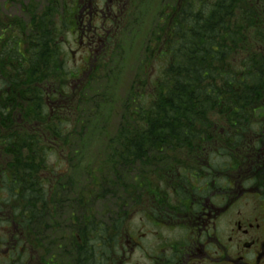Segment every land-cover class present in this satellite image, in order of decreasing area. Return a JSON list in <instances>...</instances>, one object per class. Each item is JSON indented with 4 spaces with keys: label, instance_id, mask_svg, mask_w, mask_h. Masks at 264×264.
Masks as SVG:
<instances>
[{
    "label": "trees",
    "instance_id": "1",
    "mask_svg": "<svg viewBox=\"0 0 264 264\" xmlns=\"http://www.w3.org/2000/svg\"><path fill=\"white\" fill-rule=\"evenodd\" d=\"M170 1L173 13L164 25L156 23L157 41L149 45V62L141 64L145 73L134 77L125 99L117 93L120 77L112 73L123 53L119 22L109 38L116 43L112 54L101 57L89 77L92 85L76 91L77 70L68 66L63 45L73 0H42L40 9L35 2L32 25L21 26L28 33L24 53L17 46L13 56L9 46L5 55L0 156L7 157L2 159L8 164L2 171L7 202L16 200L20 224L42 236L59 230L63 221L71 223L60 221L61 215H77L72 228L82 232L83 243L72 238L58 246L73 264H108L92 249L105 241L109 224L93 218L99 198L115 199L121 208L144 189L159 194L154 198L165 209L172 194L185 196L188 184L178 174L195 167L213 176L259 148L252 143L255 129L264 128V0ZM138 10L129 5L128 17ZM126 25L121 31L130 37L135 28ZM156 53L162 69L154 77L149 68ZM96 143L102 156L97 166L92 157L86 164ZM196 152L201 153L192 156ZM47 153H61L70 163L58 180L45 178L52 169ZM112 177L118 189L108 184Z\"/></svg>",
    "mask_w": 264,
    "mask_h": 264
},
{
    "label": "flooded vegetation",
    "instance_id": "2",
    "mask_svg": "<svg viewBox=\"0 0 264 264\" xmlns=\"http://www.w3.org/2000/svg\"><path fill=\"white\" fill-rule=\"evenodd\" d=\"M34 5L35 0H0V79L5 55L9 57L8 47L13 56L17 46L24 53L25 44L20 41L19 32L22 25L28 28L32 25ZM73 8L75 13L69 24L77 38L70 51L65 45L64 49L73 55L75 64L70 67L77 70V79L83 80L98 67L101 57L108 54L105 42L111 29L108 22L117 24L126 5L120 0H73ZM15 10L21 14L15 15ZM3 95L0 83V104ZM256 156L260 166H253L255 162L249 160V167L244 168L242 163L235 169L223 167L213 176L211 172L203 176L199 169L196 182L187 179L184 197L166 211L153 200L154 204L146 209L147 214L139 217L137 224L133 223L135 216L131 211L130 215L109 216L104 241L107 247L99 240L94 242L96 249L92 248L98 260L103 252H109L108 264H264V140ZM244 169L252 173L245 174ZM3 217L0 212L1 224ZM11 217L13 225L6 224L5 236L0 231V264H20L22 233L16 218ZM117 219H123L119 226L115 223ZM165 226L169 230L166 235ZM71 235L83 243L82 232L71 231ZM46 238H51L45 239L47 261L37 263L31 256L28 264H73L64 261L68 255L59 256L52 249L54 239L50 232Z\"/></svg>",
    "mask_w": 264,
    "mask_h": 264
},
{
    "label": "rangeland",
    "instance_id": "3",
    "mask_svg": "<svg viewBox=\"0 0 264 264\" xmlns=\"http://www.w3.org/2000/svg\"><path fill=\"white\" fill-rule=\"evenodd\" d=\"M21 1L28 2L29 0H21ZM35 2L39 4L38 8L40 9L42 5V0H35ZM120 3L125 4L126 9H125V13L119 16L118 22L121 24H124L123 25L124 27L127 24L126 26L129 30H132L135 28L134 31L131 32L130 37L124 36V30L121 31L123 26L119 30L118 35H120L121 37V40L119 42L120 51H123V53H122V58H120L119 62L117 63L118 67L113 69L112 71V73L115 72L114 75H118V78L120 77L117 93L120 99H125L129 92V89L134 83V80H135L134 77L139 79V77L140 76L143 77L145 73L141 69V64L143 63L147 64L149 62L150 60L149 45L156 43L157 41V38L153 34L156 23L160 21V26L164 25V23L167 21L166 16L168 15V13L170 14L173 13V11H172V5H171L172 3L170 0H131V1L120 0ZM129 5L130 6L139 5L140 7V10L134 12L135 16L133 19H130L127 15ZM165 6H167L166 12L162 13V9ZM18 14H21L20 11L15 10V15H18ZM115 33L116 32L114 31V34ZM63 35H64L63 45H65V48L70 51L72 47L71 43L77 37H75V34L72 32V29H70V27H68L67 30L64 31ZM20 37H24V38L21 39ZM27 37H28V33L27 32L22 33V31L20 30L19 39L22 43L24 39H26ZM68 55L70 58V65L75 64V60H73V55L71 53H69ZM158 56H159V53H156L154 57L152 56V63H151V67L149 68L150 75H153L154 77L158 76L161 73V69H162V60L156 59ZM145 58H149L148 62H146ZM147 88L149 92H151L154 89L151 84H149ZM75 100L77 101L78 97H75ZM118 123H119V118H116L114 120L112 119L110 128L115 130V126H117ZM88 148H90V146ZM88 150L89 151L87 153V162L85 163L87 164L90 157H92L90 159L91 162L94 163L95 166H97L96 163L99 161L98 158L102 156L101 154L102 146L100 145L98 147V143H96V144H93L91 146V149H88ZM83 154H84L83 151L79 152V157H81ZM47 156H49L48 165L51 166L52 168H57L58 170H60L62 167H68V166L71 167L69 161L66 159H63V156L61 153L60 154L47 153ZM97 175H98V172H97ZM108 184H112L111 185L112 189L119 188V186L114 184V177L110 179ZM142 191H141L140 198L136 199V202L134 205H132L128 199L125 200L126 203L128 204L126 206L127 210L131 208L130 206H133V211L131 214L135 216L134 218H132L134 224H137L136 222L139 220L140 216L147 214L146 212L147 203L145 201V190L143 189ZM137 193L140 194V191H137ZM142 200H143V203H141ZM170 200H172L174 204L177 203V201L173 200L172 198ZM110 210H113L110 213L111 218H116L117 214L115 213L116 212V200L115 199L108 198L107 201L105 199L97 200L95 202V215L93 216V218L98 219L100 220L101 223L105 224V222H107V217H108V213ZM74 217H77V215L71 216L70 214H67V213L61 215V219H67V220L71 219V223ZM6 228H7L6 224L3 223L2 221V224L0 223V231L1 232L3 231L1 234L2 236L7 232ZM168 231H169L168 228L165 226L164 227L165 235L168 233ZM59 236H61V240L64 242L66 240V237L71 236V232L64 230L62 233V231H60ZM31 239H32L33 247L31 250L28 251V254H27L28 258L24 259L26 262L25 264H28V260L31 256L35 258L37 263L46 262L47 258L44 255V247L46 245V241H49L51 238H46V241H42V240L39 241L36 237V234L33 232V236ZM100 243L102 246L107 247V245H103L104 241L101 239H100ZM8 253H9V250H7L3 254V257L7 258ZM118 255L115 258H117ZM110 256H111V253L109 252H103L101 255V257H105L106 259H109ZM101 257L99 259H101ZM59 261H61V258H59ZM64 261L72 262V260L69 257L67 260H64ZM18 262L21 263V260L19 259ZM110 264H113V262H111Z\"/></svg>",
    "mask_w": 264,
    "mask_h": 264
}]
</instances>
